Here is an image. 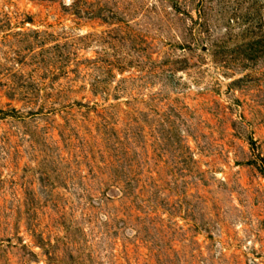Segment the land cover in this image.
Instances as JSON below:
<instances>
[{"label":"rangeland","instance_id":"374dc122","mask_svg":"<svg viewBox=\"0 0 264 264\" xmlns=\"http://www.w3.org/2000/svg\"><path fill=\"white\" fill-rule=\"evenodd\" d=\"M0 264H264V0H0Z\"/></svg>","mask_w":264,"mask_h":264}]
</instances>
